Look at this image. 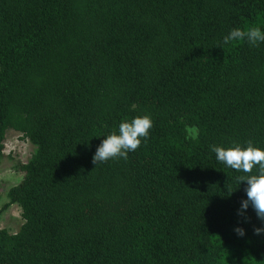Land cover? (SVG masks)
Here are the masks:
<instances>
[{
    "label": "trees",
    "instance_id": "16d2710c",
    "mask_svg": "<svg viewBox=\"0 0 264 264\" xmlns=\"http://www.w3.org/2000/svg\"><path fill=\"white\" fill-rule=\"evenodd\" d=\"M234 27L264 30V0H0V161L9 130L35 147L0 264H264L248 174L209 147L264 148V42ZM144 114L126 160L92 162Z\"/></svg>",
    "mask_w": 264,
    "mask_h": 264
},
{
    "label": "clouds",
    "instance_id": "9594fccd",
    "mask_svg": "<svg viewBox=\"0 0 264 264\" xmlns=\"http://www.w3.org/2000/svg\"><path fill=\"white\" fill-rule=\"evenodd\" d=\"M245 40L251 45L264 42V30L259 27H250L244 30L234 27L223 36L222 43ZM152 127V119L148 114L132 117L130 120H122L116 131L103 136L92 156L95 165L115 158H128V153L135 151L142 140L146 141L149 130ZM210 151L215 154V159L226 167L248 174L239 177V184L246 183L244 188L246 198L240 202L237 215H243L251 207L261 226L253 229L254 234H264V148L254 145L252 142L245 144L233 143L228 146L210 145ZM253 168L255 174H249ZM234 232L243 237L244 228L237 226Z\"/></svg>",
    "mask_w": 264,
    "mask_h": 264
},
{
    "label": "rangeland",
    "instance_id": "374dc122",
    "mask_svg": "<svg viewBox=\"0 0 264 264\" xmlns=\"http://www.w3.org/2000/svg\"><path fill=\"white\" fill-rule=\"evenodd\" d=\"M35 150L34 145L22 134L9 130L4 140V157L0 161V229L17 232L23 224L22 210L18 204L6 206L8 191L23 178V172L16 168L18 163H26ZM6 206V207H5Z\"/></svg>",
    "mask_w": 264,
    "mask_h": 264
}]
</instances>
